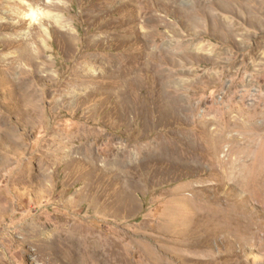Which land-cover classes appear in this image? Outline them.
Wrapping results in <instances>:
<instances>
[{"label": "rangeland", "instance_id": "1", "mask_svg": "<svg viewBox=\"0 0 264 264\" xmlns=\"http://www.w3.org/2000/svg\"><path fill=\"white\" fill-rule=\"evenodd\" d=\"M241 218L264 0H0V264H264Z\"/></svg>", "mask_w": 264, "mask_h": 264}, {"label": "bare ground", "instance_id": "2", "mask_svg": "<svg viewBox=\"0 0 264 264\" xmlns=\"http://www.w3.org/2000/svg\"><path fill=\"white\" fill-rule=\"evenodd\" d=\"M35 16V15H34ZM34 18V17H33ZM37 19V18H35ZM239 217V216H238ZM242 220V218H241ZM243 224H242V228H243V233L245 234H249L250 237L254 238L257 242V244L264 249V225L263 224H259L257 227H254L251 224L250 220H242ZM241 228V227H240ZM238 228V229H240ZM237 229V230H238ZM239 231V230H238ZM262 231V232H261ZM243 234V235H245ZM242 237V236H241ZM228 239V238H227ZM245 240V239H244ZM230 241V239H229ZM246 241V240H245Z\"/></svg>", "mask_w": 264, "mask_h": 264}]
</instances>
